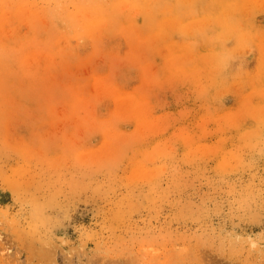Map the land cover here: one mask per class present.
Listing matches in <instances>:
<instances>
[{"label":"rangeland","instance_id":"obj_1","mask_svg":"<svg viewBox=\"0 0 264 264\" xmlns=\"http://www.w3.org/2000/svg\"><path fill=\"white\" fill-rule=\"evenodd\" d=\"M0 264H264V0H0Z\"/></svg>","mask_w":264,"mask_h":264}]
</instances>
